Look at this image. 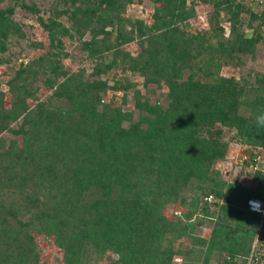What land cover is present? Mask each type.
<instances>
[{"label": "rangeland", "instance_id": "rangeland-1", "mask_svg": "<svg viewBox=\"0 0 264 264\" xmlns=\"http://www.w3.org/2000/svg\"><path fill=\"white\" fill-rule=\"evenodd\" d=\"M232 1L244 7L238 16L240 31L244 37H252L257 19L251 13L259 15L264 3ZM83 5L79 0H0V264L115 261L119 254L113 250L70 238L69 234L77 233L74 222L65 223V219L58 231L51 217L60 213L62 219L66 217V179L75 168L74 160L80 162L94 154L96 141L102 138H116L114 151L120 152L123 146L135 143L134 136L120 137L134 124L150 135L156 121L149 123L145 107L164 109L170 100L169 83L156 73V65L151 66L145 53L156 48L157 43L151 40H156L161 30L151 26L154 9L161 1H124L122 9L110 10L104 22L96 20L98 14L85 19L78 13L74 19V8ZM185 7L192 15L173 26L194 35L231 37L229 15L221 9L214 14L213 2L185 0ZM39 19L57 23L53 37ZM136 22L150 30L139 35ZM118 31L128 38L119 37ZM256 31L260 36L253 51L235 52L230 58L222 51H200L193 45L190 53L194 57L169 80L179 84L188 79L198 85H210L214 80L217 86L229 82L238 99L233 100L238 104L231 115L239 121L238 126L207 121L204 137H212L220 147L209 163V178L192 177L161 208L167 221L178 218L187 225L186 230L168 233L180 251L169 264H230L224 251L209 247L207 242L201 245L198 239L208 240L220 215L217 205H234L237 188L242 189L241 195L249 193L264 202V128L258 131L256 125L264 107L254 102L259 96L264 99V26ZM217 78L222 84L215 82ZM69 125L79 132L59 147L58 137ZM150 166L148 162L143 169L146 172L138 177L137 192L147 195L145 199L156 198L162 193L159 187L165 186L166 177L155 180L157 173L146 169ZM92 188L95 199L98 191ZM143 188L149 191L141 192ZM106 190L109 198L124 199L132 210L134 202L141 201L136 207L141 208L143 200L133 202L131 191L123 184L111 182ZM81 191L83 197L90 196L89 188ZM126 203L122 209L129 210ZM204 203L217 205L210 206L207 215L201 211ZM242 208L245 210L244 204ZM255 222L253 240L264 238V226L259 227V219ZM190 249L193 251L186 256Z\"/></svg>", "mask_w": 264, "mask_h": 264}, {"label": "trees", "instance_id": "trees-1", "mask_svg": "<svg viewBox=\"0 0 264 264\" xmlns=\"http://www.w3.org/2000/svg\"><path fill=\"white\" fill-rule=\"evenodd\" d=\"M124 1L130 0H79L84 5L75 7V13L72 15L76 19L74 15L81 13L80 17L87 19L90 15L98 14L96 20L103 21L104 18L109 17L110 10L120 11L124 6ZM154 1H161V6L154 9L151 29L161 31L156 40H151L154 44L157 43L155 44L156 48L147 49L145 53L151 66L156 65V73L161 74L163 79L169 83L170 100L168 105L164 109L145 107L150 114L149 123L156 121L150 135L143 134V130L134 124L123 131L120 137L134 136L132 139H135V143L123 146L120 152L115 153L114 151L115 144H117L116 138H110L109 141L102 138L96 141L99 143L94 154L86 155L80 162L77 159L74 160L75 168L66 179L69 185V192L65 195L66 202L64 204L67 208L66 217L62 219V213L51 217L52 220H55V227L58 231L64 225L65 219L68 221L65 223H75L77 233L69 234V237L75 242L87 241L97 249H109L118 253V258L109 264H169L173 254L180 252L175 249L168 233L186 230L187 225L178 218L167 221L161 215V208L170 198H174L180 186L192 177L196 176L201 180L209 178V163L220 153V147L212 137H210L211 139L204 137L205 125L208 124L207 121L217 120L229 126H238L239 121L231 115L238 103L233 101L237 94L234 91V86H231L229 82L224 83L223 86H217L214 84V80L210 85L190 84L188 79L174 84L173 79L171 80L173 83H170L169 80L178 74L182 65L194 57L190 53L193 45L200 51L202 49L222 51L224 56L230 58L235 52H252L255 42L260 36L256 29L264 26L263 6L259 15L251 13V17L257 19V24L256 29L252 30L254 35L246 38L240 31L238 21L239 13L245 10L244 7L240 3H233L232 0H209L214 4V14H217L221 9L229 15L231 37L224 39L220 35L211 36L206 33L194 35L184 31L183 28L173 26L192 15V10L185 7V0ZM260 1L264 3V0ZM62 12L65 10L60 13ZM39 22L53 37L57 23L53 20L45 23L42 19H39ZM135 27L139 35H143L144 30L147 32L150 30V27L141 22H136ZM101 28L102 26H100V32ZM118 32L119 37L128 38L126 34ZM212 41L215 42V45H212ZM206 74L212 75L208 71ZM215 82L219 85L222 84L218 78ZM262 91L264 92V86ZM236 100L238 101L237 98ZM254 102L256 105L260 104L264 107V99L262 100L260 96L254 99ZM257 130L262 131L261 128ZM78 132L70 125L68 128L62 129V136L58 137L57 145L64 146L68 139L74 137ZM133 146L134 151L131 150ZM147 161L151 166L146 169L157 173L155 180L159 179L161 175L166 177H164L165 186L159 187L162 189V193L158 194L156 198L149 196L145 199L147 195L137 192L138 177L141 172H146L143 169L148 163ZM136 167L140 169L139 172L134 173ZM111 182L112 184H123V188L131 191L133 202L136 199H142L141 208H136L140 205L138 202L141 201H135L132 210L129 202L126 203L124 199L109 198L106 189L109 188ZM92 187L97 188L98 191L95 199L92 198L94 195V191L90 189ZM88 188L90 196L83 197L81 189L85 191ZM237 189L234 205L204 203L203 209H201L203 213L207 214L210 206L217 205L220 215L213 223L208 240L200 238L197 241L201 245L207 242L209 247L216 246L219 251H224L230 264L245 263L257 225L255 221L259 219L257 214L249 212L245 208L246 199L253 195L249 193L241 195L242 189ZM145 191L147 192L149 189L141 190V192ZM241 202L244 204L245 210H243ZM125 203L127 208L131 209L130 211L122 209ZM190 226L192 227V224H189ZM192 228L189 229L191 230L188 231L189 233L192 232ZM174 238H178V236L175 235ZM191 251L193 250L186 251V256ZM196 251L201 253V251ZM261 251L259 264H264L262 248Z\"/></svg>", "mask_w": 264, "mask_h": 264}, {"label": "built area", "instance_id": "built-area-1", "mask_svg": "<svg viewBox=\"0 0 264 264\" xmlns=\"http://www.w3.org/2000/svg\"><path fill=\"white\" fill-rule=\"evenodd\" d=\"M250 202H251V206H250ZM262 206H264V202L253 197L248 198L245 201L246 210L255 213L259 216L260 228L264 226V208H262ZM250 207L251 209H259V210L253 211L250 210ZM261 248L264 251V238L256 236L251 244L250 251L245 259L244 264H259L261 261V254H262Z\"/></svg>", "mask_w": 264, "mask_h": 264}, {"label": "clouds", "instance_id": "clouds-1", "mask_svg": "<svg viewBox=\"0 0 264 264\" xmlns=\"http://www.w3.org/2000/svg\"><path fill=\"white\" fill-rule=\"evenodd\" d=\"M256 125L259 128H264V113L257 115ZM250 206H251V202H250ZM262 208H264V206H262ZM250 210L257 211L259 209H251V207H250Z\"/></svg>", "mask_w": 264, "mask_h": 264}]
</instances>
